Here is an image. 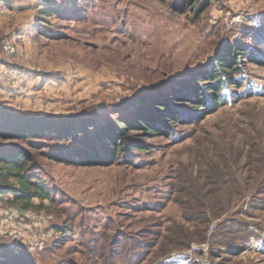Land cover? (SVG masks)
<instances>
[{
  "label": "rangeland",
  "instance_id": "374dc122",
  "mask_svg": "<svg viewBox=\"0 0 264 264\" xmlns=\"http://www.w3.org/2000/svg\"><path fill=\"white\" fill-rule=\"evenodd\" d=\"M204 1L191 7L192 0H7L0 38H12L16 51L0 49L6 113L101 124L150 113L145 98L209 69L228 45L247 54L242 80L260 89L249 97L232 88L227 103L194 117L186 111L187 122L167 135L133 129L148 149L106 165L56 162L47 156L56 140L41 148L22 144L52 198H34L44 207L28 210L13 201L15 193L0 198V264H264V191L257 187L210 222L205 240L191 244L199 248L161 246L173 221L191 225L181 209L184 187H174L177 175L202 171L208 154L264 150V0H213L199 14ZM137 98L141 107L130 105Z\"/></svg>",
  "mask_w": 264,
  "mask_h": 264
},
{
  "label": "trees",
  "instance_id": "16d2710c",
  "mask_svg": "<svg viewBox=\"0 0 264 264\" xmlns=\"http://www.w3.org/2000/svg\"><path fill=\"white\" fill-rule=\"evenodd\" d=\"M212 2L205 0L199 6V14L206 12ZM191 5L194 7L196 0H192ZM47 12L48 15L52 11ZM241 55L247 54L235 45L226 46L213 56L209 69L190 73L188 79L174 81L169 87L158 89L154 95L145 98L143 105L152 111H138L132 118L128 114L122 119L101 124L86 117H27L0 110V138L3 140L0 143V198L15 193L13 201L19 203L22 210L44 207L43 203L35 206L32 202L34 198L41 202L52 198L47 184L34 175L38 167H35L32 151L24 147V143L32 149L47 147L48 143L44 140H56L54 145L49 146L47 156L50 159L81 166L106 165L119 154L135 157L133 150L148 149L143 142L130 135L133 129L148 134L146 136L167 135L174 124L187 122L183 119L186 111L192 112L194 117L197 113H206L214 104L227 103L232 88H244L249 97L258 93L260 87L254 82L244 84L242 80L247 72L241 66ZM255 88L258 90L253 91ZM132 103L130 105L141 107L140 98ZM88 127H96L97 131L88 135ZM58 141L65 142V145ZM204 156L207 153H203ZM203 160L200 163L202 171L177 175L174 187H184L185 201L181 209L186 212L185 220L191 225L173 221L166 227L165 233L160 235L163 252L190 247L198 239L205 240L213 219L238 207L246 200V192L249 194L256 187L260 189L257 193L264 191L261 188L264 165L261 168L254 165L264 164V150L250 147L249 151L237 153H212ZM247 172L252 175L246 176ZM256 209L261 210V207L257 205ZM56 229L65 232L58 227Z\"/></svg>",
  "mask_w": 264,
  "mask_h": 264
},
{
  "label": "built area",
  "instance_id": "2783aa9c",
  "mask_svg": "<svg viewBox=\"0 0 264 264\" xmlns=\"http://www.w3.org/2000/svg\"><path fill=\"white\" fill-rule=\"evenodd\" d=\"M7 0H0V14L6 15L9 13V5L6 4ZM0 49L3 50L6 54L12 55L16 51V45L12 38L3 37L0 38ZM199 248L198 246H194ZM192 247V248H194Z\"/></svg>",
  "mask_w": 264,
  "mask_h": 264
}]
</instances>
